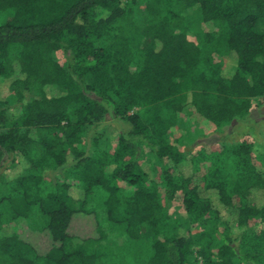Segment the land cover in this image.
<instances>
[{
	"label": "trees",
	"instance_id": "obj_1",
	"mask_svg": "<svg viewBox=\"0 0 264 264\" xmlns=\"http://www.w3.org/2000/svg\"><path fill=\"white\" fill-rule=\"evenodd\" d=\"M121 6L0 0L12 11L0 24V264H132L104 249L109 234L85 208L98 189L104 220L144 243L138 264H264V172L252 143L190 155L193 141H168L184 110L221 126L264 100V0ZM108 121L125 125L111 134L116 148L95 137L86 147L89 129ZM145 155L159 180L143 170ZM175 201L190 226L170 221L165 202Z\"/></svg>",
	"mask_w": 264,
	"mask_h": 264
},
{
	"label": "rangeland",
	"instance_id": "obj_2",
	"mask_svg": "<svg viewBox=\"0 0 264 264\" xmlns=\"http://www.w3.org/2000/svg\"><path fill=\"white\" fill-rule=\"evenodd\" d=\"M120 4L123 6L128 0H119ZM121 6V7H122ZM11 10L6 12H0V24L8 20L11 15ZM191 16H196L197 11L192 9L188 13ZM146 14L144 13L143 1H140L135 8V16L141 20H145ZM264 25L262 23L258 24L257 30L261 31ZM193 31L203 30L206 31L204 25L195 23L192 26ZM224 62V61H223ZM3 86V85H2ZM0 85V88L2 87ZM3 94L2 96H4ZM138 109H134L132 112H137ZM132 112H129L131 114ZM125 125L121 122L108 121L100 124L95 129H89L88 135L85 134V143L86 147L91 148V140L95 137L99 140V147L101 149H114L116 144L111 141L110 137L112 133L119 131ZM88 132V131H87ZM86 132V133H87ZM182 136L185 141H193V147H185L183 150H188L190 155L201 150L202 152L210 155L218 154L222 146H231L237 144L243 140L250 141L253 145V155L256 157V166L257 169L261 172H264V100L255 99L252 101V106L248 114L239 120L231 121L230 123L222 124L221 126H215L210 122L204 120L200 116L191 112L189 109L184 110L179 115L178 125L170 133L168 141L174 142L177 137ZM185 142L186 145H189ZM85 147V146H84ZM190 150V151H189ZM147 154V153H146ZM143 170L147 173H152L159 180L161 178V170L158 162L149 158L145 155V160L143 163ZM190 170V169H188ZM120 186H124L123 183H120ZM125 188V187H124ZM126 191H129V188H125ZM103 193L101 190H96L93 195L88 198V201L85 205V208L88 210H94L97 214L99 221L107 230L111 242L105 248L108 252L114 255V258L118 259L121 262L127 261L132 264H138L137 258L141 254L144 256L147 254V249L144 246V243L141 242H127L124 236L121 234V229L118 227H110V225L104 220V214L101 211L99 206L100 199L102 198ZM167 206V212L170 217V221L173 224L182 223L191 225L188 221V217L185 214L182 205L179 201L175 202H165ZM29 223L33 227H39L43 221L41 216L33 211L30 218L28 219ZM252 227L255 229L259 228L257 223H252ZM194 232V231H193ZM83 238H87L91 232L83 231ZM237 242V241H236ZM73 245H76L75 243ZM74 247V246H73ZM130 256V259H129ZM126 261V263H128Z\"/></svg>",
	"mask_w": 264,
	"mask_h": 264
}]
</instances>
